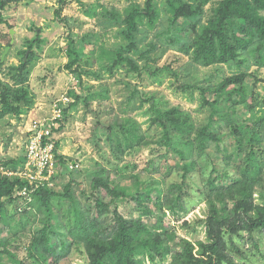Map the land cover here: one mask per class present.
Here are the masks:
<instances>
[{"label": "rangeland", "instance_id": "1", "mask_svg": "<svg viewBox=\"0 0 264 264\" xmlns=\"http://www.w3.org/2000/svg\"><path fill=\"white\" fill-rule=\"evenodd\" d=\"M148 1L152 8L147 6ZM203 1L200 5L201 0H177L180 6H192L195 12L189 17H175L167 0H23L3 10L6 21L0 23V175L20 177L27 173L26 143L32 132L31 123L50 117L53 104L65 97L69 103L52 133V144L64 156L63 162L59 156L54 157L52 177L46 184L63 190L73 180L72 192L92 214L97 209L91 182L102 169L109 170L115 183L132 190L137 187L139 176L143 187L159 185L165 197L173 183L183 179V155L194 162L192 179L187 180L186 192L191 195L187 213L179 207L174 213L168 205L159 212L152 202L146 204L155 213H164V221L175 235L167 241L171 247L167 258L152 261L139 256L144 259L142 264H172V254L183 250L180 241H191L195 253L200 252V243L209 241V208L199 191L205 189L217 153L213 146L208 153L200 147L196 130L178 133L164 116L176 117L184 111L194 125L202 127L217 97L216 89L237 75L243 77L248 94L254 92L255 103H251L256 107L250 113L239 105L242 111L236 119L241 121L264 112V64L255 56L264 40L240 49L235 59L225 57L227 61L219 59L208 65L194 61L204 29L212 26L222 0ZM134 9L141 11L137 30L129 29L126 23L127 15ZM145 9L151 10L145 13ZM259 12L264 15L261 7ZM238 61H243L242 65ZM180 83L197 85L201 91L183 89ZM235 84H228V89L238 86ZM205 88L209 89L204 92ZM217 98L224 107L231 104L227 98ZM11 104L19 110L9 112ZM165 122L167 126L161 124ZM134 131L140 138L130 135ZM226 139L232 145V137ZM24 155L26 161L22 165ZM15 159L22 162L12 163ZM260 189L254 193L256 203L262 200ZM20 204L13 202L7 207L10 216L17 213L16 221L22 216ZM118 209L128 217L139 216L135 202L129 199L119 203ZM55 210L62 223L67 202L63 209ZM143 220L155 223L147 216ZM37 221L26 228L18 223L11 233L7 229L0 231V239H9L5 248L24 261L31 234L39 225ZM0 227L6 228L2 224ZM246 234L241 257L232 245L227 251L238 256V264H264V232L255 236L260 248ZM5 248L0 246L3 254ZM85 261V256L73 247L56 264Z\"/></svg>", "mask_w": 264, "mask_h": 264}, {"label": "trees", "instance_id": "2", "mask_svg": "<svg viewBox=\"0 0 264 264\" xmlns=\"http://www.w3.org/2000/svg\"><path fill=\"white\" fill-rule=\"evenodd\" d=\"M17 1L23 0H0V23L6 21L3 18V10ZM203 2L201 0L200 5ZM167 5L169 11L175 13V17H189L195 12L191 5L180 6L177 0H167ZM147 6L152 8L150 1ZM260 7L264 9V0H222L216 9L218 12L212 26L204 29V37L196 50L194 61L201 60L208 65L211 61L225 57L235 59L240 49L249 47L253 42H258V39L264 40V15L259 12ZM150 10L145 9V13ZM140 13L139 9H134L127 15L126 23L129 29H138L136 22ZM260 49L263 50L262 53ZM255 56L258 62L264 64V43L258 45ZM224 60L227 61V58ZM242 62L238 61L241 65ZM66 66L70 67L71 63ZM242 78L237 75L227 79L229 82L226 85L216 89L219 100L227 98L231 104L224 107L216 97L209 108L207 123L200 128L194 125L191 117L184 111V115L179 113L176 117L167 114L164 116L167 122L175 125L178 133L196 130L200 147L208 153L209 148L213 146L217 153L212 159V169L205 189L199 191L209 208L206 219L209 241L200 243L199 253L194 252L191 241H180L183 250L172 254V264H238L246 233L253 245L261 247L255 236L264 232V112L262 115L254 113L251 117L237 120L240 110L242 111V108H238L239 105H243L250 113H253L256 107L255 94H248ZM233 83L238 86L228 89ZM180 86L183 89L201 91V88L194 84L180 83ZM206 89L209 88H205L204 92ZM18 110L13 106L9 112ZM66 114L64 113V116ZM167 122L161 124L167 126ZM130 135L140 138L136 131L134 135L130 132ZM121 136L128 138L126 134ZM227 137H232V145L226 142ZM119 148L123 152L121 145ZM58 156L63 162L64 156ZM183 156L186 159L182 165L183 179L181 183H173L165 197H162L161 186L143 187L139 176L138 185L132 190L126 185L115 183L114 179L111 180L108 169L104 168L96 173L91 182L96 214H92L91 209L72 192L73 180H70L63 190L45 183L34 191L23 194V189L32 188L28 179L18 175H0V225L6 227H0V231L7 229L11 233L17 229L18 223L26 228L30 223H36L37 220L39 222L26 247L25 261L5 248L9 239H0V246L5 248L3 251L6 253L3 254L0 249V264H56L67 256L73 247L85 256L84 264H142V258L145 256L152 261L157 257L167 258L171 253L167 241L174 238L175 232L169 231L164 221V213H155L146 204L152 202L159 212H163L164 205H168L174 213L178 207L188 212L187 199L191 195L186 192L189 188L187 180L192 179L191 173L195 170V164L189 160L191 157ZM21 160L17 162L15 159L11 162H22L24 165L25 155ZM257 189L262 190L260 203L254 201ZM174 193V197H171ZM126 199L135 202L139 216L131 218L119 211V203ZM68 200H71L70 204ZM13 202L17 205L21 203L22 206V212L19 213L22 216L18 221L15 218L17 213L10 216L7 211L8 204ZM66 202L65 220L60 223L55 209H63ZM230 202H233L232 207ZM143 216L155 219V223L145 222ZM228 245H232L238 256L234 257L227 251ZM6 259H10V262Z\"/></svg>", "mask_w": 264, "mask_h": 264}, {"label": "built area", "instance_id": "3", "mask_svg": "<svg viewBox=\"0 0 264 264\" xmlns=\"http://www.w3.org/2000/svg\"><path fill=\"white\" fill-rule=\"evenodd\" d=\"M69 103L68 97L62 99L61 102L53 104V114L45 120H34L31 123V133L28 134L27 139V173L24 174L28 179L32 188L23 189L22 193L26 194L28 191L32 192L36 187L50 182L52 174L50 168L53 166L54 157L57 158L58 154L56 144H52V133L55 123L63 115V108ZM32 190V191H31Z\"/></svg>", "mask_w": 264, "mask_h": 264}, {"label": "crops", "instance_id": "4", "mask_svg": "<svg viewBox=\"0 0 264 264\" xmlns=\"http://www.w3.org/2000/svg\"><path fill=\"white\" fill-rule=\"evenodd\" d=\"M24 136H26V132L24 133Z\"/></svg>", "mask_w": 264, "mask_h": 264}]
</instances>
